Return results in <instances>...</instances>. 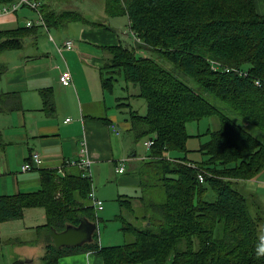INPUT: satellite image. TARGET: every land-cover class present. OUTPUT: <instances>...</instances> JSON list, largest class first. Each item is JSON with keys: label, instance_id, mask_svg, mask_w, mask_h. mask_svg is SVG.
I'll return each instance as SVG.
<instances>
[{"label": "trees", "instance_id": "trees-1", "mask_svg": "<svg viewBox=\"0 0 264 264\" xmlns=\"http://www.w3.org/2000/svg\"><path fill=\"white\" fill-rule=\"evenodd\" d=\"M104 9L108 17L127 15L138 43L106 48L110 57L102 85L112 90L117 72L137 88L134 95L144 98V114L131 106L129 96L118 98L117 105L127 106L135 142L153 139L141 159L151 181L141 176L140 186L158 185L164 199L118 196L119 206L130 214L137 199L153 210L139 221L121 212L115 216L119 229L130 236L126 242L101 245L96 229L91 242L57 249L52 227L78 224L82 215L96 222L98 217L89 204L91 177L80 170L57 175L46 169L38 190L0 196V221L21 218L27 207L44 208L46 223L39 227L46 230L47 242L39 264H57L60 256L84 250L95 251L103 264L148 259L154 264H264V210L239 186L264 169V141L159 61H169L172 69L199 82L204 93L264 132V14L256 11L254 0H104ZM40 10L47 27L86 20L77 9L56 11L43 3ZM34 28L0 29V51L21 47ZM142 48L148 52L140 53ZM5 68L0 62V73ZM42 91L50 112L48 91ZM212 115L219 126L207 129L209 138L196 149L206 158L189 159L186 124Z\"/></svg>", "mask_w": 264, "mask_h": 264}, {"label": "crops", "instance_id": "crops-1", "mask_svg": "<svg viewBox=\"0 0 264 264\" xmlns=\"http://www.w3.org/2000/svg\"><path fill=\"white\" fill-rule=\"evenodd\" d=\"M99 1L100 5L90 0H42L56 11L80 10L86 20L49 26L48 31L35 26L21 47L0 51V62L6 67L0 73V196L38 190L41 170L57 175L78 172L76 166H60L68 159L88 156L94 193L103 202L101 213L96 211L100 234L99 221L107 214L111 216L107 221L116 222L114 227L120 230L115 219L118 213L110 215L109 200L137 195L138 179L127 173V168L132 169V163L142 156L131 150L127 106L117 105L120 97L129 96L130 102L129 85L121 90H107L102 85L104 63L110 57L106 48L137 46L138 38L127 15L108 17L104 0ZM254 4L256 11L264 14V0H254ZM27 18H36L35 11L27 7L0 15V29L22 27ZM49 32L53 40L48 39ZM68 38L74 42L71 48L63 44ZM138 51L145 53L146 49ZM64 69L72 75L69 85L59 80ZM42 90L48 91V104L53 107L50 112L45 111ZM116 108L124 109L122 116ZM123 130L130 135L122 136ZM32 152L39 154L40 165L22 170ZM120 161L123 172L116 170ZM44 223L46 213L39 206L25 208L21 218L0 221V264H39L47 242L46 230L39 227ZM106 230L105 240L111 243L117 235L107 225ZM99 241L104 244L101 235ZM57 264H103V260L95 251L84 250L60 256ZM135 264L154 262L148 259Z\"/></svg>", "mask_w": 264, "mask_h": 264}, {"label": "rangeland", "instance_id": "rangeland-1", "mask_svg": "<svg viewBox=\"0 0 264 264\" xmlns=\"http://www.w3.org/2000/svg\"><path fill=\"white\" fill-rule=\"evenodd\" d=\"M93 2V4L100 5L99 0H90ZM51 32H49V35ZM49 35L47 34V37L49 39ZM53 37V35H51ZM54 39V37H53ZM148 51H145L147 53ZM156 54V53H153ZM154 57H158V54L154 55ZM160 63L164 65V67L168 68L173 74H175L179 79H181L183 82L187 83L191 87H193L195 90L201 92L205 98H207L209 101L214 103L221 111L224 113L228 114L232 118H234L238 123L244 125L251 133H253L255 136H257L259 139L264 141V132L258 128L257 126L250 124L246 122L239 114L233 111V109L228 106L226 103L220 101L217 97L210 95L209 93H204L203 89L200 85L199 82L195 81L194 79L184 75L181 71L178 69H172V64L168 61H163L162 58H159ZM116 75L117 80L115 81V90H121L127 84L124 80L121 74L114 72ZM107 75V74H105ZM128 93H133L131 96L130 102L132 103L133 107H135L139 113H145L146 110V105H145V100L142 97H139L137 95H134L135 92L137 91V88L133 84H128ZM127 92V91H126ZM124 109H119L116 108V112L118 115L123 114ZM219 126V120L216 115H212L210 117H204L201 118L198 121H189L186 124V129L189 134V137L186 141V145L189 149V152L187 153V156L189 159H193L196 161H201L206 158V155H203L202 152L196 150L199 147V144L206 141L209 136L205 133L207 129H216ZM128 136L130 135L127 130L122 131V136ZM132 137V140H129L131 142V150L135 152L138 156L144 157L148 152L146 146L143 144V142L146 140L140 139L137 142L134 141L133 135H130ZM141 157V159H142ZM143 163V165H142ZM146 167L144 164L143 160H138L135 163H132V169L127 168V173H133L135 177H137L138 182L135 185V188L137 189V197H143L144 199H150L153 200L154 202H160L164 199V194L161 188L157 185L156 187H151V188H144L140 186V180L142 176V180L145 182H150L151 178L148 177L147 175L144 174ZM240 189L244 191L245 194L252 193L253 198L258 201L262 205V210H264V169L261 171V173L254 179H251L248 181L246 184L245 181H240L239 182ZM250 188V189H249ZM133 190V189H132ZM145 195H144V194ZM135 195V194H134ZM208 198H211V196H208ZM109 203H111V209L113 212H111L110 215H113L114 213H119L121 212L123 215L129 218V220L133 221H139L140 217L151 213L153 210L150 209L149 207H146L144 204L141 203L140 199H137V201L134 202V213L130 214L129 211H126V209L123 207L121 208L118 204V202L115 199L109 200ZM113 204V205H112ZM98 213H101V209L97 211ZM253 212V211H252ZM111 216L103 215L101 217V220L99 221V226H100V234H99V239L101 235V240L104 241L103 245H109V244H120L123 242H126L130 239V236L127 234H123L121 230H116L115 229V224L116 222H108L107 219L110 218ZM119 224V222H118ZM106 225L107 229H111L113 232L116 233L117 238H113L110 242H107L105 240V230H106ZM98 226V225H97ZM262 231V230H261ZM99 233V231H98ZM107 233V230H106ZM261 234L264 236V229L263 233ZM100 242V241H99ZM109 243V244H108Z\"/></svg>", "mask_w": 264, "mask_h": 264}, {"label": "built area", "instance_id": "built-area-1", "mask_svg": "<svg viewBox=\"0 0 264 264\" xmlns=\"http://www.w3.org/2000/svg\"><path fill=\"white\" fill-rule=\"evenodd\" d=\"M41 1L40 0H12L11 2H6L1 4L0 6V15L3 14H11L14 13L16 10L19 8L26 6L36 13V18H27L25 20V26L28 28H32L35 26H39L41 28H44L45 30L48 29L46 22L42 16L40 6H41ZM49 39L53 40V37L49 35ZM64 46L67 48H71L74 45V42L72 39L68 38L64 40ZM228 70V69H227ZM59 80L62 84L64 85H69L72 83V75L68 69H64L60 72L59 75ZM113 130L118 133V129L116 128L115 125H113ZM153 143L152 138H148L144 141V145L146 148H149L150 145ZM41 163V158L37 152H32L29 159L22 164V170H28L31 169L34 166H39ZM76 166L78 169L81 171V174L83 176H88L90 177V158L87 156L82 157V158H72L64 161L62 165L60 166ZM116 170L118 172H123L124 171V163L120 161V163L117 165ZM199 179L202 180V176L199 175ZM89 204L93 206L95 211L100 210L103 207V202L100 198H98L95 193H94V188L93 186L91 187V190L89 192Z\"/></svg>", "mask_w": 264, "mask_h": 264}, {"label": "water", "instance_id": "water-1", "mask_svg": "<svg viewBox=\"0 0 264 264\" xmlns=\"http://www.w3.org/2000/svg\"><path fill=\"white\" fill-rule=\"evenodd\" d=\"M97 228V222L82 215L78 224L68 223L62 230L51 228L53 243L57 249L63 246H76L93 240V233Z\"/></svg>", "mask_w": 264, "mask_h": 264}]
</instances>
